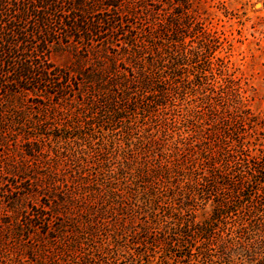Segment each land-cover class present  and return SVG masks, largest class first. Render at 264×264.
Masks as SVG:
<instances>
[{
	"label": "rangeland",
	"instance_id": "rangeland-1",
	"mask_svg": "<svg viewBox=\"0 0 264 264\" xmlns=\"http://www.w3.org/2000/svg\"><path fill=\"white\" fill-rule=\"evenodd\" d=\"M167 8L164 4L157 12L163 27L155 41L160 65L156 79L167 84L154 85L158 91L164 86L166 96H151L147 90L140 105L126 113L132 121L129 148L135 150V143H145V137L153 135L158 143L153 153L142 148L128 158L124 125L99 118L93 131L71 132L84 136L71 147L68 143L76 136L41 146L48 170L27 158L38 164L41 175L56 173L57 181L45 192L53 200L62 193L67 222L85 231L79 238H89L80 239L74 260L62 253L56 260L55 255L59 264H264V0H190L187 9L181 4ZM148 50L155 52L151 45ZM50 60L68 67L74 57L59 51ZM145 103L153 107L144 108ZM91 133L95 139L86 138ZM20 141L21 137L6 139L0 143V154L20 152ZM101 143L107 145L101 151L106 160L99 156ZM227 150L234 156L231 165L240 158L255 162V177L239 164L247 184L255 181L250 195L246 184L236 189L219 178L215 188L209 186L211 164L218 167L228 159ZM204 154L206 159L201 158ZM74 155L83 156L86 163L76 162ZM155 161L161 169L174 166L175 172L165 175L160 170L159 177L148 182L150 172L142 173V168L156 166ZM78 172L90 179L82 185V197L83 188L71 181ZM92 177L100 181L95 186ZM233 177L231 182H237ZM40 200H19L9 209L0 196V224L23 223L29 204ZM5 228H0V264L53 262L46 239L36 238L39 247L28 253L25 232L16 239L11 227Z\"/></svg>",
	"mask_w": 264,
	"mask_h": 264
},
{
	"label": "trees",
	"instance_id": "trees-1",
	"mask_svg": "<svg viewBox=\"0 0 264 264\" xmlns=\"http://www.w3.org/2000/svg\"><path fill=\"white\" fill-rule=\"evenodd\" d=\"M164 4L168 8L181 4L187 9L190 0H0V143L10 138L14 141L18 137L22 139L20 152L12 150L0 154V196L7 199L9 209L19 200L41 197L39 204H29L30 210L22 215L23 223L13 225L6 221L0 224V228L11 227L16 239L25 232L28 253L39 247L35 242L39 238V241L47 240L52 249V260L55 255L57 260L61 253L72 258L73 251L80 247V239L89 240L79 238L85 235V231L67 222L68 207L63 202L62 193L54 195L55 200L57 197L55 201L45 192L49 184L54 186L57 181L56 173L43 176L35 168L38 164L30 162V159L39 161L42 164L40 169H49L48 165L44 167L47 154L41 151L43 144L50 145V140L59 144V140L69 141L76 136L68 143L71 147L77 143L76 139L84 138L71 132H80L81 128L93 131L95 120L104 118L124 125L128 158H134L135 150L141 151L142 148L152 154L158 145L149 134L145 137L148 141L140 140L134 144L135 150L130 149L132 121L126 113L130 107L134 111L136 105H140L147 90L152 92L151 96L155 92L161 97L166 96L164 86L159 91L154 88L156 78L160 76L156 42L159 29L163 27L157 12ZM148 45L153 47L155 55L149 52ZM59 51H68L74 57L68 67L51 62V54ZM158 82L167 84L165 80ZM150 104L145 103L144 108L152 106ZM32 110H35L34 114ZM152 120L156 124V119ZM61 132L66 134L61 135ZM92 133L86 138L95 139ZM101 144L99 156L106 160L104 156L111 152L114 142L108 145L106 152L101 151H105L107 145ZM126 151H122L123 154ZM227 152L228 159L218 167L211 164L209 186L215 188V179L219 178L223 184H233L236 189L246 184L250 195L255 190V181L253 185L247 184L241 169L246 168L248 176L255 177V162L240 158L239 163L231 165L230 158L234 156H230L229 150ZM74 158L76 162L86 163L81 155L79 158L74 155ZM201 158L206 159V155ZM155 163L156 166L144 164L142 168V173L143 169L145 174L151 173L148 182L157 179L160 170L165 175L175 172L174 166L165 165L161 169L158 162ZM235 171L239 173L233 177ZM82 173L71 177L72 184L77 183L83 188L81 197L86 194L82 185L90 180ZM232 177L237 178V182H231ZM91 180L92 186L96 181L100 182L96 177ZM202 181L206 182L203 176ZM153 188L157 195L158 186ZM227 202L228 199L223 202L226 207ZM51 264L59 263L53 260Z\"/></svg>",
	"mask_w": 264,
	"mask_h": 264
}]
</instances>
